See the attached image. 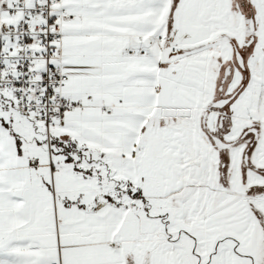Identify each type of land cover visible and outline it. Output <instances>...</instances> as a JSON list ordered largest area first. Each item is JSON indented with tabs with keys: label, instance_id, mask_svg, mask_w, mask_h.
<instances>
[{
	"label": "snow or ice",
	"instance_id": "obj_1",
	"mask_svg": "<svg viewBox=\"0 0 264 264\" xmlns=\"http://www.w3.org/2000/svg\"><path fill=\"white\" fill-rule=\"evenodd\" d=\"M0 264H264V0H0Z\"/></svg>",
	"mask_w": 264,
	"mask_h": 264
}]
</instances>
